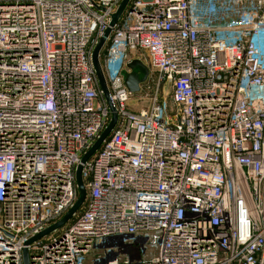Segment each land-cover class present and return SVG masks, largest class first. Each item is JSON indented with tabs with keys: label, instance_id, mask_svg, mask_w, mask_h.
<instances>
[{
	"label": "built area",
	"instance_id": "1",
	"mask_svg": "<svg viewBox=\"0 0 264 264\" xmlns=\"http://www.w3.org/2000/svg\"><path fill=\"white\" fill-rule=\"evenodd\" d=\"M120 2L0 0V264H85L111 235L122 264H264V0L129 1L99 56L116 124L82 164L81 207L34 239L110 121L92 54ZM133 59L157 73L138 112Z\"/></svg>",
	"mask_w": 264,
	"mask_h": 264
},
{
	"label": "water",
	"instance_id": "2",
	"mask_svg": "<svg viewBox=\"0 0 264 264\" xmlns=\"http://www.w3.org/2000/svg\"><path fill=\"white\" fill-rule=\"evenodd\" d=\"M130 0H121L117 11L112 15L111 21L108 25V27L104 30L103 35L99 38L92 54V63L95 69L96 77L98 80V83L100 85V88L103 92V96L105 100L108 103L111 118L106 126V128L102 131L100 134L99 138L95 141V143L92 145V147L83 155L81 158L80 164L78 165L76 172H75V178H76V185L78 189V198L73 204V206L63 215V217L56 222L55 224L51 225L49 228L44 230L42 233H40L38 236H36L34 239H38L51 231L58 229L62 227L76 212L77 210L81 207V205L84 202L86 191L83 185L82 177H81V172H82V164L99 148L101 143L108 137L112 129L114 128L117 120V115L114 109V106L112 103L109 101V94L106 86V82L101 70L100 62H99V56L100 52L110 34L111 28L115 25L117 20L119 19L120 15L122 14L123 10L127 6ZM127 69L128 71L124 72V85L127 88V90L131 94L138 93L140 90V84L143 83L146 80V77L148 75V69L146 66L137 59L131 60L127 64ZM138 67L141 70V76H137L134 74V69ZM33 239V240H34ZM23 264H28V258H27V253L24 250L23 251Z\"/></svg>",
	"mask_w": 264,
	"mask_h": 264
},
{
	"label": "rangeland",
	"instance_id": "3",
	"mask_svg": "<svg viewBox=\"0 0 264 264\" xmlns=\"http://www.w3.org/2000/svg\"><path fill=\"white\" fill-rule=\"evenodd\" d=\"M134 55L139 56L141 59L145 60V55L141 52L135 53ZM143 62V61H142ZM143 64L146 66L148 69V75L146 77V81L141 83L142 88L139 90L138 93H135L132 95L130 101H129V108L134 111L138 112L142 109H146L149 105V99L151 97V94L153 93L154 89V83L151 80L152 78L157 76V73L153 70H150L146 63L143 62ZM134 74L137 76H141V70L136 67L134 69ZM168 81H165L163 83V93L162 95L168 97L169 96V88H168ZM170 107V103H168ZM146 234L149 235L150 239L152 237L151 233H147L145 231H139L136 232L133 235V238H139V237H145ZM120 237L118 235H111L108 237H102L99 239H96L93 243V247L88 255L85 256V264H94L96 261L99 259L105 258L108 254H116V258L119 262V264H122L124 260L127 259V253L122 250V246L120 245V242L117 241L116 239ZM131 243V240L125 239L124 242L122 243L124 246H127ZM145 249V254L143 257L148 258L150 257L151 254L155 252V248H153L150 244V241L146 242L143 245ZM137 249V247H136Z\"/></svg>",
	"mask_w": 264,
	"mask_h": 264
},
{
	"label": "crops",
	"instance_id": "4",
	"mask_svg": "<svg viewBox=\"0 0 264 264\" xmlns=\"http://www.w3.org/2000/svg\"><path fill=\"white\" fill-rule=\"evenodd\" d=\"M141 85V84H140Z\"/></svg>",
	"mask_w": 264,
	"mask_h": 264
}]
</instances>
